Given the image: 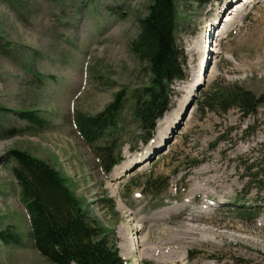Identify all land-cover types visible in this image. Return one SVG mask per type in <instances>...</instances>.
I'll return each mask as SVG.
<instances>
[{
  "label": "rangeland",
  "instance_id": "374dc122",
  "mask_svg": "<svg viewBox=\"0 0 264 264\" xmlns=\"http://www.w3.org/2000/svg\"><path fill=\"white\" fill-rule=\"evenodd\" d=\"M150 1L0 0V104L44 121L41 127L0 112V264H57L34 248L12 172L16 162L8 157L13 149L53 164L70 179L87 216L99 220L126 264H264V181L256 188L249 175L254 162L264 164V0H236L247 10L231 23L225 21L228 7L208 20L221 0H176L177 48L188 77L172 86L160 119L174 121V129L160 146L154 143L160 119L150 131L133 116L151 70L131 42ZM215 30L206 84L186 103L204 68L203 40L205 49ZM236 87L260 99L255 113L206 106L211 95ZM110 105L119 116L116 128L87 141L77 115L94 116ZM148 151L143 170L111 181L117 167ZM108 153L118 160L110 172ZM157 178L158 190L145 193L147 180ZM235 199L245 201L252 215L227 204Z\"/></svg>",
  "mask_w": 264,
  "mask_h": 264
},
{
  "label": "trees",
  "instance_id": "16d2710c",
  "mask_svg": "<svg viewBox=\"0 0 264 264\" xmlns=\"http://www.w3.org/2000/svg\"><path fill=\"white\" fill-rule=\"evenodd\" d=\"M139 23V34L132 41L131 49L139 59L148 61L151 79L150 84L146 86L145 95L136 97L133 116L143 128L152 131L157 120L168 109L173 84L187 77L181 52L177 48V1L151 0L147 13L139 17ZM223 92L215 93L206 99V106L210 110H215V105H219L223 111L238 107L244 115H249L255 113L261 104L253 92L241 87ZM2 111L15 112L23 119L41 127L44 123L32 111H11L0 104V112ZM77 116L81 120V132L90 142L105 132L114 130L119 121L114 105L94 116ZM15 133L10 131L9 135ZM152 137L153 133L144 139L145 142ZM8 156L16 162L12 172L18 180L21 200L30 216L35 248L42 256L57 264H125L119 250L109 245L106 229L99 220L87 217L83 200L72 190L68 177L51 163L28 151L13 149ZM117 161L111 159V154L108 153L104 159L105 171L110 172ZM250 168V183L264 181V164L257 166L254 162ZM161 182L159 178L147 180V192L158 190ZM258 186L256 183V188ZM260 188L263 190V187ZM238 202L242 201L236 200L235 204ZM237 209L243 215L251 214L248 207L238 206ZM0 236H3V231ZM17 240L15 235L14 241Z\"/></svg>",
  "mask_w": 264,
  "mask_h": 264
},
{
  "label": "bare ground",
  "instance_id": "6f19581e",
  "mask_svg": "<svg viewBox=\"0 0 264 264\" xmlns=\"http://www.w3.org/2000/svg\"><path fill=\"white\" fill-rule=\"evenodd\" d=\"M219 1V0H218ZM257 1H259V0H244V2L246 3V2H248V4H251L252 2H254V3H256ZM230 2H233V0H221V3H219L218 2V8H217V11H216V13L215 14H212V13H209L208 14V20H211L212 19V17L213 16H216L217 18H219V16L221 15V13L223 12V11H225V7L228 5V3H230ZM238 4H240V5H238ZM232 6H234V5H232ZM232 6H231V9H230V13H229V15L226 17V19H225V21H226V23H231V21H234L235 22V18L236 17H241L242 16V13H243V10H247L246 8H244V5H241V2H237L236 3V5H235V7L234 8H232ZM234 12V14H236L234 17H229L230 16V14H232ZM245 12V11H244ZM229 17V18H228ZM212 27L214 28V26H216L217 24H214V23H212ZM210 27V26H209ZM219 28V27H218ZM215 29V28H214ZM224 30H227V26H225V27H223L222 29H220V31H224ZM218 31V30H217ZM217 31L215 30V31H211L210 33H211V36L209 35V39L208 40H205V49H204V40H203V47H202V51H201V55L203 56L204 55V57H202L203 58V60L201 61L202 63H200L201 64V68L202 67H204L203 68V71H202V73H201V77H199L195 82H196V86H195V88H193V87H190V88H192V90L190 89V92H187L185 95V102L186 103H188V96H189V94L192 92V93H194V91H195V89L196 88H199V85L201 86V85H203V84H206V81H207V74H206V69H207V67H208V63H209V60L211 59V49H214L212 46H211V44H212V42H214V41H216L217 40V37H216V33H217ZM218 36V35H217ZM224 33L220 36V39H219V41H222L223 39H224ZM222 39V40H221ZM207 48V49H206ZM213 58V57H212ZM205 62V63H204ZM203 65V66H202ZM194 84V83H193ZM199 84V85H198ZM186 91V90H185ZM2 105V104H1ZM3 106V105H2ZM184 111L182 110L180 113H179V115H181L182 113H183ZM179 118H181V117H179ZM178 117H177V119H179ZM182 120V119H181ZM181 120H177L178 121V123L180 124L181 123ZM169 120L168 119H164V118H162V119H160L159 120V122H158V135H157V137H155V141H154V143H156V141H159V146L163 143V140H165L171 133H172V129H174V127L173 126H171V125H173V122L172 123H170V122H168ZM177 125V124H176ZM157 145H155V147H156ZM149 155H150V151H148V152H145V153H143V154H141L140 156H137L136 158L137 159H128V160H126V161H129L130 160V162H128V164L127 165H124V166H121V167H117L116 169H115V173L112 175V180H115V183H118V182H120V180L122 179V178H125V176L127 175L126 173L127 172H130V171H132V170H134V166L135 165H137V163H139V162H141V163H144L140 168H143L144 167V165H146L147 163L145 162L146 161V158L147 157H149ZM132 160V161H131ZM125 161V162H126ZM147 166V165H146ZM139 168V170H141ZM129 174V173H128ZM111 180V181H112ZM114 183V182H113ZM114 189V188H113ZM133 238V237H132ZM136 238V237H135Z\"/></svg>",
  "mask_w": 264,
  "mask_h": 264
}]
</instances>
